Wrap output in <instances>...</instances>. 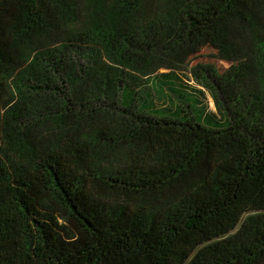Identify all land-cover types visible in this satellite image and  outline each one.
<instances>
[{"label": "trees", "instance_id": "obj_1", "mask_svg": "<svg viewBox=\"0 0 264 264\" xmlns=\"http://www.w3.org/2000/svg\"><path fill=\"white\" fill-rule=\"evenodd\" d=\"M0 264H264V0H0Z\"/></svg>", "mask_w": 264, "mask_h": 264}, {"label": "rangeland", "instance_id": "obj_2", "mask_svg": "<svg viewBox=\"0 0 264 264\" xmlns=\"http://www.w3.org/2000/svg\"><path fill=\"white\" fill-rule=\"evenodd\" d=\"M220 34L222 38L221 50L217 51L210 48L206 38L202 37L194 48L176 57L175 62L186 68L197 64L204 65L217 74H223L232 68H237L241 72V79L235 87V92L256 84L255 70L249 59L253 36L250 26L235 15L222 25ZM186 74L185 70H178L176 75L178 79L187 81L182 82L187 83L188 87L198 90L199 88L189 80ZM200 99L207 107L214 110L210 98L200 96ZM193 102L194 100L189 98V103L192 104Z\"/></svg>", "mask_w": 264, "mask_h": 264}]
</instances>
